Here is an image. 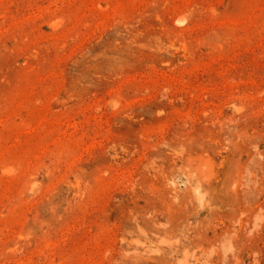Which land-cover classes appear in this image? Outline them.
<instances>
[{"label":"rangeland","instance_id":"obj_1","mask_svg":"<svg viewBox=\"0 0 264 264\" xmlns=\"http://www.w3.org/2000/svg\"><path fill=\"white\" fill-rule=\"evenodd\" d=\"M0 264H264V0H0Z\"/></svg>","mask_w":264,"mask_h":264}]
</instances>
